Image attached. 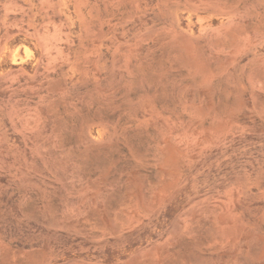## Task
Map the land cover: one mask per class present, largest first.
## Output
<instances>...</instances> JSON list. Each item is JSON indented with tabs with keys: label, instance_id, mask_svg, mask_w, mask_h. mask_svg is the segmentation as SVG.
<instances>
[{
	"label": "rangeland",
	"instance_id": "1",
	"mask_svg": "<svg viewBox=\"0 0 264 264\" xmlns=\"http://www.w3.org/2000/svg\"><path fill=\"white\" fill-rule=\"evenodd\" d=\"M0 264H264V0H0Z\"/></svg>",
	"mask_w": 264,
	"mask_h": 264
}]
</instances>
